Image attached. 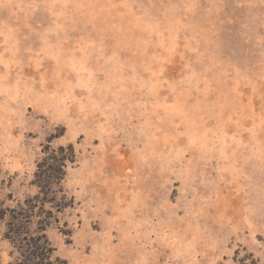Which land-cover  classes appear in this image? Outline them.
Returning <instances> with one entry per match:
<instances>
[{
  "label": "rangeland",
  "instance_id": "1",
  "mask_svg": "<svg viewBox=\"0 0 264 264\" xmlns=\"http://www.w3.org/2000/svg\"><path fill=\"white\" fill-rule=\"evenodd\" d=\"M16 219L67 264H264V0H0V264Z\"/></svg>",
  "mask_w": 264,
  "mask_h": 264
},
{
  "label": "trees",
  "instance_id": "2",
  "mask_svg": "<svg viewBox=\"0 0 264 264\" xmlns=\"http://www.w3.org/2000/svg\"><path fill=\"white\" fill-rule=\"evenodd\" d=\"M75 158L73 146H69L65 148L61 147L57 150L56 154L47 159V161L56 162L54 168L51 167L55 172L52 176L48 177V184L50 185L52 179H58V177L60 179L63 174V168L68 162L73 163ZM42 167H45L43 163ZM41 183L47 185L45 180H41ZM5 236L14 242L18 248L19 256L16 258L14 264H67L65 261L53 258L52 254L54 250L46 236L29 237L21 228L20 220L16 223L8 224V231Z\"/></svg>",
  "mask_w": 264,
  "mask_h": 264
}]
</instances>
